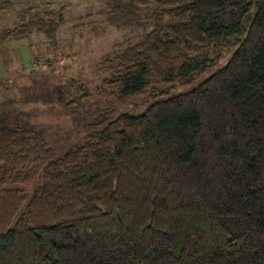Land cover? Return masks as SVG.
<instances>
[{
  "label": "trees",
  "instance_id": "1",
  "mask_svg": "<svg viewBox=\"0 0 264 264\" xmlns=\"http://www.w3.org/2000/svg\"><path fill=\"white\" fill-rule=\"evenodd\" d=\"M109 2L111 24L140 40L103 59L108 97L202 81L138 115L106 111L50 161L44 130L4 122L0 264H264V0ZM28 11L1 43L53 41L65 23ZM58 91L72 107L89 94L76 79Z\"/></svg>",
  "mask_w": 264,
  "mask_h": 264
},
{
  "label": "rangeland",
  "instance_id": "2",
  "mask_svg": "<svg viewBox=\"0 0 264 264\" xmlns=\"http://www.w3.org/2000/svg\"><path fill=\"white\" fill-rule=\"evenodd\" d=\"M8 1L12 8L0 9V31L28 23L31 8L39 13L58 11L65 18L53 41L33 33L25 40L0 42V127L13 122L44 130L54 151L46 161L83 143L106 111L138 115L154 102L185 93L202 81L185 87L165 85L169 90L155 99L110 98L107 83L111 74L101 67L103 59L140 39L133 30L111 24L109 0ZM70 79L80 81L89 92L73 107L58 102V90ZM77 96L75 92L65 94V103ZM40 182L39 171L31 182L20 186L28 199Z\"/></svg>",
  "mask_w": 264,
  "mask_h": 264
}]
</instances>
